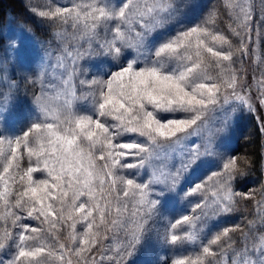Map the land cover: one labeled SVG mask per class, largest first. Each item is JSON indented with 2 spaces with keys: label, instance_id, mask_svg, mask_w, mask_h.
Segmentation results:
<instances>
[{
  "label": "snow or ice",
  "instance_id": "snow-or-ice-1",
  "mask_svg": "<svg viewBox=\"0 0 264 264\" xmlns=\"http://www.w3.org/2000/svg\"><path fill=\"white\" fill-rule=\"evenodd\" d=\"M196 7L25 0L52 39L33 67L26 23L20 36L0 38L10 53L0 59V264H136L157 249L176 254L152 264H264V200L243 226L220 223L254 199L235 188L252 161L223 150L236 109L253 110L234 57L248 51L254 12L227 0L226 35L217 9L188 17ZM17 65L24 74L14 79ZM24 85L38 88L11 129L6 116ZM180 201L184 213L171 215Z\"/></svg>",
  "mask_w": 264,
  "mask_h": 264
},
{
  "label": "rangeland",
  "instance_id": "rangeland-1",
  "mask_svg": "<svg viewBox=\"0 0 264 264\" xmlns=\"http://www.w3.org/2000/svg\"><path fill=\"white\" fill-rule=\"evenodd\" d=\"M28 2L37 8H43L47 6H68L71 3L74 2V0H28ZM191 2L195 5H198L195 9H187L186 15L190 18H196L198 16H202L205 14L209 9L215 8L218 10V18L216 21V28L219 31L224 32L226 35H230L228 33L227 25L231 23L230 17L224 7V5L227 3V0H191ZM247 3H249L253 9L254 12V18L252 20V31L250 33L251 40L247 41V48L248 51L245 54L237 53V57H234L235 61V67L237 71L240 73L242 79L241 83L243 84L244 80V74L243 72L248 68L247 64H249L250 57H254V65H258L256 69L258 68V76L261 80L264 78V53L260 51V53L252 52L253 48H249V46L252 44V40L257 38L258 33L261 32L264 33V0H247ZM27 24L32 29V36L31 37H24L25 47H26V53H27V59L31 61H35L36 64H33V67H36L39 61V52L41 48L48 47L47 44H45V41L51 40V32L48 27L45 25H42L38 23L36 19H34L30 13L27 11V14L25 15L23 20H17L13 19L8 24L0 25V38H2L3 41H8L12 37H18L21 35L20 32V26L22 24ZM235 26V25H234ZM56 29H52L51 31H55ZM243 35V33H242ZM34 37V38H33ZM232 38V44L233 48L237 49L240 47L239 42L234 38ZM256 40V39H255ZM52 47H56L55 43L52 44ZM6 55H10V53L6 52V49L3 46H0V59L4 58ZM17 67V73L15 76H13L14 79H18L19 75L24 74L19 69V65ZM212 75H216V72L213 70L211 72ZM9 75H12L11 72V65L9 66ZM38 88L37 86L32 85H24L22 86V90L19 94V99L16 103L15 108L10 111L7 116V127L11 129H16L22 126L23 121L25 117L29 114L30 105H29V98L32 96L33 92H35ZM80 89H77V94H80ZM251 100V103L253 104V98L249 94V92H246ZM79 107V105H78ZM248 110L244 109L241 110L240 108H237L235 111V117H234V127L231 131V134L227 136L225 139V149L229 155H235L234 154V148L236 146V141L238 138V135L241 132V128H243V116ZM124 139H128L125 137ZM24 166H27V161L24 162ZM211 171H219V168H212ZM34 178L41 179L43 178L42 174L37 172L34 173ZM206 178L204 173L199 174L197 177H193L194 180L199 181L200 179ZM187 207L184 201H180L179 205L175 206L174 213H171V215H174L176 217L180 216L184 213V209ZM170 215V218H171ZM239 218L235 216V214H232L231 216L227 218H223L220 223L223 226L233 225L239 222ZM28 222V221H26ZM33 226H36V222H31ZM160 226L159 224L157 225ZM77 232L81 231V225L77 224ZM61 240H64V234H60ZM105 246H107V242H105ZM175 255L176 253H166L163 250H155L152 252H142L140 255H138L136 259V264H152V262L156 259V255ZM187 254V253H185ZM96 264H101L99 260L96 261ZM103 264H109L107 260L103 262Z\"/></svg>",
  "mask_w": 264,
  "mask_h": 264
},
{
  "label": "trees",
  "instance_id": "trees-1",
  "mask_svg": "<svg viewBox=\"0 0 264 264\" xmlns=\"http://www.w3.org/2000/svg\"><path fill=\"white\" fill-rule=\"evenodd\" d=\"M27 10L25 0H0V25L8 24L13 19L23 20ZM232 39V38H230ZM256 39V40H255ZM252 40L249 48L252 52L264 53V33H258L257 38ZM248 68L243 72V91L249 92L253 98V110L246 112L243 116V128L238 135L234 154L238 157H247L253 163L250 172L240 178L235 185L236 190L241 192H253V200H242L238 202V210L234 213L239 218L242 226L247 220L254 218L256 201L264 200V133L260 128L264 127V107L258 100L264 93V87L258 76V65H254V57H250ZM236 223V224H237ZM246 230V229H245ZM237 243L239 239L237 236Z\"/></svg>",
  "mask_w": 264,
  "mask_h": 264
}]
</instances>
